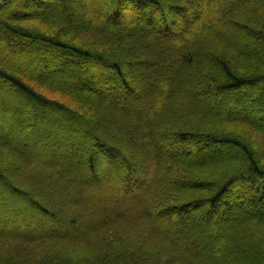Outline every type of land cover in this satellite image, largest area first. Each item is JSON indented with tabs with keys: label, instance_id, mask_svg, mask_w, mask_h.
<instances>
[{
	"label": "trees",
	"instance_id": "16d2710c",
	"mask_svg": "<svg viewBox=\"0 0 264 264\" xmlns=\"http://www.w3.org/2000/svg\"><path fill=\"white\" fill-rule=\"evenodd\" d=\"M32 19L55 33L21 24ZM0 43L23 49L27 59L32 53L28 46L33 51L41 47V53L57 51L75 62L68 72L81 70L86 62L109 68L117 78L95 95L89 77L83 78V86L68 84L63 69L53 73L41 68L36 74L0 58V82L38 110L0 105V131L26 152L20 155L0 139V210L15 206L18 211L27 204L37 223L44 217L61 227L29 233L3 229L8 223L0 220V264H264V112L255 115L248 106L253 101L264 106V0H6L0 5ZM128 66L139 68L135 72L143 82L129 77ZM106 74L97 70L96 81L106 80ZM30 82L70 96L75 106L38 92ZM167 85L177 99L157 108L154 118L158 132L172 137L176 157L159 162L171 179L161 190L157 178H146L128 149L133 139L140 140L141 130L127 111L141 112L137 105L147 98L140 97L141 90L148 97L160 96ZM114 88L137 104L125 105L111 94ZM241 94L247 97L239 98ZM44 124L53 130L43 131ZM71 124L88 129L84 137L98 155L110 150L111 165L103 171L117 179L113 187L126 188L125 179L134 176L135 185L146 183L147 197L160 195V213L170 218L113 196L101 206H82L84 217L63 215L55 200L37 199L41 181L49 182V176L61 180L64 162L76 161V141L71 140L82 138L70 130ZM196 144L204 150L235 148L241 156L227 150L201 154ZM32 147H47L68 159L45 162ZM145 147L153 151V138ZM83 168L89 175L104 176L93 153ZM13 174H19L22 184L13 181ZM119 196L126 198L125 193ZM69 197L77 205L90 198ZM236 199L245 203H234ZM96 207L98 215L92 214ZM224 208L229 215H223ZM200 211L204 214L194 218ZM220 217L219 229L204 237L194 235L189 224L194 219V228L206 230L208 221Z\"/></svg>",
	"mask_w": 264,
	"mask_h": 264
},
{
	"label": "rangeland",
	"instance_id": "374dc122",
	"mask_svg": "<svg viewBox=\"0 0 264 264\" xmlns=\"http://www.w3.org/2000/svg\"><path fill=\"white\" fill-rule=\"evenodd\" d=\"M21 24L28 26V27L36 28L42 32L55 33L53 28L49 27L48 25H46L45 23L37 19L26 20V21L21 22ZM39 48L40 49H35V51H33L34 50L33 47L28 46L26 48L27 51L31 50L32 53L28 55V59H27L24 56L25 54L22 55L23 49L21 50L17 48H12V46L10 45L0 43V58L7 60L9 62L11 61L17 64L18 66H20L21 68L31 73H36V74H38L41 68L46 69L48 72L55 71V68L63 69V72H62L64 75L63 82H66L68 84L70 83L74 85L77 84V85L83 86L84 85L82 83L83 78L89 77L91 79V85H94L95 88L97 89V90H94L95 92H93L95 95L101 94V92L103 94L105 90H108L109 86H112L113 83L117 82V78L114 76L113 72H111L109 68L99 67L98 65L90 64L86 62H81V64L84 66V68H82L81 70L73 71V72H71L70 70L68 72L66 71L67 70L66 68L69 66H72L75 62L68 59L65 54H58L57 51L45 50L46 52L42 51L43 53H41L40 50L42 48L41 47ZM64 68H65V71H64ZM137 69L139 68L130 67V66L127 67L128 72L130 71L129 77L134 79L136 83L140 84V82H143V80L137 77V72H135ZM97 70H100L102 74L107 72L106 80L96 81L97 80L96 78ZM56 73H58V71ZM261 84H262L261 88L262 90H264V83H261ZM30 85L34 89H36L38 92L43 93L51 98L58 99L61 102L68 103L71 106H75L76 104V102L68 95L62 94L60 92L50 91L46 89L44 86L36 84L34 82H30ZM201 86L202 84L199 87ZM199 87L198 86L194 87L195 88L194 90L200 91L201 88ZM162 92L163 93L160 96L155 95L153 97H148L147 92L141 90L140 97H144V98L147 97L146 102L138 103L137 105V107L140 109L141 112H136L134 108H131L129 106L130 108H128V110L130 111H127V114L132 119V122L135 123V125L138 126L141 130L140 140L133 139L134 137L131 136V139H133V142H132V145L128 144L129 145L128 149L130 150L131 153L134 154V157L136 158L138 163H140L141 167L143 168V171H144L143 173L145 177L146 178L153 177V176L156 177L158 185H159L158 186L159 189L164 190V188H166L167 186H170L171 179L168 178V176H166L159 162H162L164 159H167V158H173L174 156L173 153L176 148H171V144L169 143V141L172 140V137L163 136L160 132H158L159 126L156 123V120L154 118V114H155L154 111L157 108L164 105V103H166L168 99L170 100L173 98L174 99H177V98H175L176 94L174 93V90L172 89L170 85L169 86L167 85V88L164 89ZM201 93L207 96L210 95L207 90H201ZM111 94L117 99H123L125 105L126 104L132 105L133 103L135 105L137 104L135 103L136 100L135 101L131 100L129 96L125 97L124 93H122V91L118 89L114 88L111 91ZM192 96L193 95H189V98H191ZM246 97L247 96L245 94L239 95V98H246ZM2 103L16 105L18 108L25 107L27 109H31L32 111L36 109L35 111L36 112L38 111L37 108H31V106L26 105L22 101V99H20L19 96L16 95V92L13 89H11L10 87H7V84L1 81L0 82V105ZM256 104H260V102L253 101V102H250L248 106L250 108V111L253 114L259 115L260 113L264 112V106L259 105L261 107H257L258 105ZM67 120L68 119L62 120V121H67ZM70 127H73L72 129H70L72 132L74 133L76 132L77 136L82 138V140H77V139L71 140L72 142L76 141L75 143L76 146L73 147V150H72L74 156L76 157V161L72 163L64 162L63 164L64 171L61 175L62 176L61 180H57L54 177L49 176L50 178L49 182L41 181L39 185V187L40 186L41 187L38 189V191L35 192V197L37 199L48 198L51 200H55L57 207L59 208V212L63 215L64 214L70 215V216L79 215V217L81 216L84 217L85 214H84V211L81 209L82 206L90 207V206H94L96 203L99 204V206H101L103 204L104 199H108L113 196L119 202H124L123 200L128 199L129 201L128 204L134 205V208H138V209L143 208L147 212H151L152 214L161 216L162 213H160L158 203H157L160 195L155 196L153 198L150 196L147 197L148 188L146 186V183L141 184V186H138L137 184L135 185L137 180L132 175L128 176L124 181L125 183L124 185L126 188L121 189L117 186L113 187V184L117 183V179L111 176V174H109V171H106V170L103 171V168H106L108 165H111L110 160H108V153L110 150H102L101 152L99 151L100 154L98 155V153L95 152L96 150L94 149V147L93 148L92 146L90 148L88 147L89 146L88 139L86 140V137H84L86 132H88V129H86L83 125H80V124H75L73 126L71 124ZM34 128H36V126H34ZM43 129H45L43 130L45 132H47V130H50V131L53 130L52 126H50L49 124L48 125L44 124ZM154 129H157V132L159 134H155ZM37 130L38 131L36 132H40L42 129L40 130L37 129ZM106 132L108 133L109 131H106ZM10 134H13L12 131L10 132ZM7 137H11V136H6L5 131H0V139L2 141H4L5 143H8L14 149H17L20 155L26 156V152L22 150V148L20 147V144L18 143L19 144L18 145L17 143L14 142V140L9 139ZM60 137L62 139H66L64 136H60ZM151 138H153V141L155 142V148L153 149V151L145 147L147 141H149ZM43 148L44 149H40V148L37 149L36 147H32L29 149L36 155V157L40 158L42 161H45V162H49L55 158H60L61 160L68 159V157H65V155L63 157L60 154L54 155L52 153H49L48 150L46 149L47 147L46 148L43 147ZM196 148L201 154H204V151H207L208 153L205 155H208V154L222 155L224 151L227 150L229 152H232L236 156H241V153L238 149L230 148V147L228 148V147L222 146L220 149H218L214 146H209L205 148L204 150L201 146L196 144ZM67 149L69 148L67 147ZM104 151L105 152L107 151V152L103 154ZM88 153H93L95 155L97 165H98L97 171L99 172L102 171L105 177H109L108 179H106L104 176L100 177L101 175L96 177V175L92 173L89 175V173L85 171L87 169L83 167L86 163V156L88 155ZM117 162H119V159H117ZM78 164H80L79 165L80 167L78 166ZM116 167L120 169L122 168L120 163ZM86 175L90 179H92L94 182L88 181L85 177ZM18 176L19 174L17 175L13 174L12 175L13 181L16 183L22 184L21 183L22 181L20 180V177ZM128 185L130 188H128ZM2 192L4 193V190ZM134 192H138L140 196L136 197L133 194ZM123 193H125L126 195L125 199H121L120 197L122 196H119V194L122 195ZM73 195L80 196V197L89 195L90 198L85 200L83 204L77 205L69 197ZM235 202H241L242 204L245 203L243 199H236L234 200V203ZM24 206L26 207V209L21 208L18 211L16 210V208H15L16 211H13V207L15 206H11L9 208L12 211H8V209H6L7 207L3 208L4 211L2 209L0 210V220H4L8 223L6 224L5 227H3V229L19 230L20 228H23L25 231H28L29 233H31V232H35L36 230L61 228V227L54 226L51 220H49L48 218L44 219V217H42L43 221L41 223H37L39 220L33 217V215L31 214L33 213L31 211L34 208L29 207L30 205H27V204H25ZM121 206L126 207L127 204L122 203ZM28 208H30L31 211H28L29 210ZM224 209L226 213H224L223 215H229L230 210H228L227 208H224ZM98 213L100 212H98L97 207L94 208V211L92 214L98 215ZM202 214L204 213L201 211L198 213H195L194 218L198 216L200 217L202 216ZM28 215L32 216L31 217L32 219L27 218L26 216ZM167 216L165 217L169 219L170 217L169 216L167 217ZM15 218L16 220L18 219V221L21 218L19 223L17 222L14 223L13 219ZM24 219H27V222L29 223L32 222V224L34 225V228L29 229ZM223 220H224V217H220L218 218L217 221H214V222L208 221L206 223V230L204 229L201 230L200 228H194L195 226L193 224L194 219H190L189 224L192 225V228L194 230L193 231L194 235L198 236L200 234L201 237H204L205 234L212 235V233H214L217 229H219L220 226H218V224L222 222ZM64 227H65V224H64ZM66 228L70 229V226L66 225Z\"/></svg>",
	"mask_w": 264,
	"mask_h": 264
},
{
	"label": "water",
	"instance_id": "95a60500",
	"mask_svg": "<svg viewBox=\"0 0 264 264\" xmlns=\"http://www.w3.org/2000/svg\"><path fill=\"white\" fill-rule=\"evenodd\" d=\"M6 0H0V5H2Z\"/></svg>",
	"mask_w": 264,
	"mask_h": 264
}]
</instances>
